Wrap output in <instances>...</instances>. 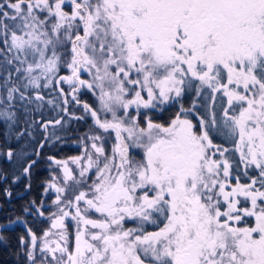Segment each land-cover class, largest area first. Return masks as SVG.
I'll use <instances>...</instances> for the list:
<instances>
[{"label":"snow or ice","instance_id":"obj_1","mask_svg":"<svg viewBox=\"0 0 264 264\" xmlns=\"http://www.w3.org/2000/svg\"><path fill=\"white\" fill-rule=\"evenodd\" d=\"M0 137L17 264H264V0H0Z\"/></svg>","mask_w":264,"mask_h":264},{"label":"trees","instance_id":"obj_2","mask_svg":"<svg viewBox=\"0 0 264 264\" xmlns=\"http://www.w3.org/2000/svg\"><path fill=\"white\" fill-rule=\"evenodd\" d=\"M72 127V126H71ZM73 128V127H72ZM85 129L86 127H82ZM71 136V133L67 136L69 138ZM3 138L0 137V144H2ZM14 147H17L15 144H13ZM31 151V146L28 149ZM47 151V150H46ZM53 151H57L58 154H67V150L65 149L64 144L60 145L58 149H54ZM18 165L17 164H9L3 160H0V189H3L5 187L9 188V190L12 192L11 196H6L4 195L3 191L0 190V215H4L5 217H11V219L16 218V216L20 213L21 208L24 206V203L27 201L26 196L23 198H16V194L18 193L19 190L22 188H17L15 185H18L20 183H23L24 178H21L20 181L17 183L13 184L12 183V177L13 175H18ZM44 179V173L42 170L39 171L37 170L36 175L33 178V185L34 184H39L40 181ZM7 181V183H5ZM11 199L10 202L8 201L9 198ZM14 197V198H12ZM12 206V207H11ZM11 207V208H9ZM0 218V221H5V218ZM7 220V219H6ZM16 229H12V227L9 229L10 237L13 238L15 235ZM15 231V232H14ZM10 238V239H11ZM10 241H13L11 243V246L15 247V241L14 239H11ZM9 256L4 259V263H10L8 260Z\"/></svg>","mask_w":264,"mask_h":264},{"label":"flooded vegetation","instance_id":"obj_3","mask_svg":"<svg viewBox=\"0 0 264 264\" xmlns=\"http://www.w3.org/2000/svg\"><path fill=\"white\" fill-rule=\"evenodd\" d=\"M71 126L73 127V131L71 132V136H69V138L66 137V139H70L68 140L69 141H72L76 138L77 135H79V133H82L85 129H83L82 127H86L85 126H78L76 125L75 123H72ZM79 127V132L76 131V129ZM65 143L64 146H65V149L68 151L67 154H59L60 157H65V156H69V155H73V154H78V145L76 146V148L74 149L73 147H68L69 143ZM70 146V145H69ZM42 170L43 173H44V178L46 177L47 175V172H46V169L44 167H40L39 168V171ZM36 173H37V170H35ZM33 182V180H32ZM26 183V180L24 179L23 180V183H20L18 185H15L17 188H22L21 190L18 191V193L16 194V198H23L24 196H26V200L29 201L30 199H35L37 197H39L40 193H41V187H40V183L39 184H34L32 183V188L30 191H26L25 190V185ZM9 198V197H8ZM14 198V197H12ZM10 198L8 199V201L10 202ZM27 201L24 203V206L26 205ZM12 207V206H11ZM9 207V208H11ZM1 209V208H0ZM5 215V214H4ZM4 215H0V218H3ZM5 221L6 222V219L8 217H5ZM15 219V218H14ZM12 229H16L14 232H15V235L13 238L11 239H14V241L16 242V235H18L20 232L23 231V227L22 225H12ZM10 239V240H11ZM13 241H4V242H0V264H8V263H4V259L7 258L9 256V261L10 263L9 264H17V258L13 255V249L15 248L14 246H11V243Z\"/></svg>","mask_w":264,"mask_h":264},{"label":"rangeland","instance_id":"obj_4","mask_svg":"<svg viewBox=\"0 0 264 264\" xmlns=\"http://www.w3.org/2000/svg\"><path fill=\"white\" fill-rule=\"evenodd\" d=\"M68 140H70V139H68ZM68 140H67V141H68ZM68 143H69V145H70V146L68 145V147H67V148H69V147H73V148L75 149V148H76V146H77V144L73 143L72 141H69ZM73 155H76V153H75V154H73ZM15 219H16V218H15Z\"/></svg>","mask_w":264,"mask_h":264}]
</instances>
